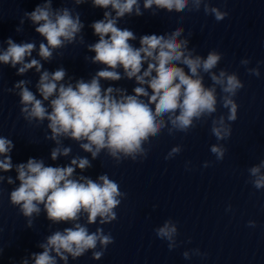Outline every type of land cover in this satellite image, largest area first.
<instances>
[{
  "label": "clouds",
  "instance_id": "obj_1",
  "mask_svg": "<svg viewBox=\"0 0 264 264\" xmlns=\"http://www.w3.org/2000/svg\"><path fill=\"white\" fill-rule=\"evenodd\" d=\"M86 2L88 0H75L77 5ZM92 4L111 11H105L103 19L91 24L94 34L99 37L96 43L88 46L89 51L95 53L91 61L105 67L90 80L81 78L75 84H65L62 83L67 75L64 68L50 73L41 71L43 66L37 59L26 62L25 58L30 57L36 47L34 43L17 44L9 38L7 49L0 52V62L13 68L22 65L17 70L18 75L31 68L41 73L36 87L42 99L26 87V81L16 84L20 88L21 111L25 119L41 123L47 120V127L51 130V136L47 138L57 145L61 144V137L71 138L79 142L85 152L91 153L93 159L105 150L117 164L146 158L152 139L159 137L165 129L169 135L176 132L187 134L198 123L207 122L208 118H211L210 132L217 141L231 137V124L237 120L239 108L234 97L244 88V83L236 73H229L226 69L214 71L222 53L211 50L206 57L196 54L195 49L189 48L187 38L180 39L184 31L180 27L165 34L142 35L140 46L135 47L130 43L137 39L135 33L117 26L118 19L126 14L142 16V8L153 9V6L152 14L156 15L159 9L169 13L199 12L203 5L204 14L214 16L217 22L228 17L227 11L212 6L209 0H143L142 6L141 0H92ZM24 15L37 25L35 31L47 41L39 45V56L44 60H50L54 50L74 43L84 28L78 12L73 14V10L67 7L54 9L52 0H44ZM80 39L83 42L82 36ZM248 63L247 59L241 61L242 65ZM120 68L123 76L118 71ZM248 71L260 76L258 68ZM204 74L208 75L210 86H206ZM125 77L135 78L138 86L133 88V94L113 86L103 88L100 83L102 79L119 81ZM218 88L222 93L219 97ZM45 101H49L48 106H45ZM218 104L227 109V115H213ZM14 146L10 139L0 137V156L4 157L0 160V170L7 172L12 169L9 153ZM181 150L180 145L173 147L165 159L174 157ZM210 151L217 161H221L227 149L216 144ZM70 152V147L58 146L52 150L51 158L56 160ZM77 167L87 169L91 167V161L87 157H75L67 166L53 167L45 166L42 160L29 158L27 163L16 165L20 183L10 193L11 204L19 206L28 218L34 214L38 216L43 205V211L53 223H72V227L53 232L45 243L39 245L43 251L33 253L34 264H57V256L67 264L66 254L77 258L88 250H94L92 257L99 260L107 247L114 243L111 233L105 234L103 228L90 232L87 225L79 223V220L81 214L86 213L89 224L96 223L98 218L100 224L110 223L117 219L114 209L121 204L120 198L127 194L121 192L119 183L107 174L100 175L95 181L85 176L74 177ZM262 170L264 159L247 170L252 178L250 183L257 190L264 189ZM3 179L0 176V181ZM8 183H14L11 177ZM31 222L29 219V225ZM248 226L255 227V221H249ZM155 233L159 239L168 242L170 251L174 249L178 234L176 224L166 221L155 229ZM193 254L206 255L198 249L193 250ZM183 256L190 258L187 251ZM22 264H28L27 259Z\"/></svg>",
  "mask_w": 264,
  "mask_h": 264
}]
</instances>
